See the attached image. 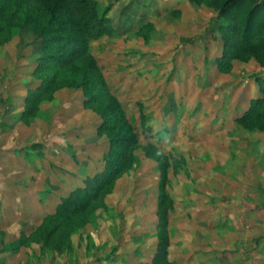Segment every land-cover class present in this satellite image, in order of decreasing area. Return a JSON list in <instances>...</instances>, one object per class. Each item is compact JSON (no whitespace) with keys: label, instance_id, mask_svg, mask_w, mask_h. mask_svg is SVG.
Here are the masks:
<instances>
[{"label":"rangeland","instance_id":"obj_1","mask_svg":"<svg viewBox=\"0 0 264 264\" xmlns=\"http://www.w3.org/2000/svg\"><path fill=\"white\" fill-rule=\"evenodd\" d=\"M98 1L112 6L114 32L91 41L109 90L141 142L161 132V151L181 163L165 174L138 149L107 207L63 249L31 239L71 189L103 169L110 140L82 89H59L24 115L29 91L41 84L44 39L15 28L0 41V264H152L163 180L173 264H264V130L238 122L262 94L260 64L219 66L224 41L206 4Z\"/></svg>","mask_w":264,"mask_h":264},{"label":"trees","instance_id":"obj_2","mask_svg":"<svg viewBox=\"0 0 264 264\" xmlns=\"http://www.w3.org/2000/svg\"><path fill=\"white\" fill-rule=\"evenodd\" d=\"M195 1L216 10L213 25L224 41L223 52L217 57L222 69L228 70L235 59H255L260 64L261 71L254 75L262 94L251 100L249 109L238 122L251 130H264V0ZM111 8L98 0H0L1 42L9 41L13 30L24 26L44 39L43 54L35 70L41 84L29 91L24 115H34L40 102L59 89H82L85 105L102 118L99 131L110 140L103 169L87 175L81 184L71 189L31 235V239L47 246L55 248L58 244V250L68 244L74 232L90 223L100 208L107 207L108 195L117 180L132 168L138 149L143 148L148 157L157 159L165 174L172 161L177 165L181 163L176 156L161 151L158 145L161 132L151 134L146 144L141 142L119 99L109 90L92 53V40L114 32ZM148 26L147 36L151 30V25ZM143 119L145 129L146 115ZM171 199L163 180L159 194V239L152 264H173L168 258L167 228Z\"/></svg>","mask_w":264,"mask_h":264}]
</instances>
